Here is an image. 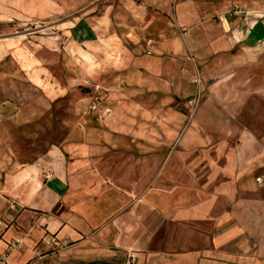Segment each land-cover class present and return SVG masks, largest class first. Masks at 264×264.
<instances>
[{"label":"crops","instance_id":"1","mask_svg":"<svg viewBox=\"0 0 264 264\" xmlns=\"http://www.w3.org/2000/svg\"><path fill=\"white\" fill-rule=\"evenodd\" d=\"M75 2L45 0L43 17L76 9L77 16L58 24L71 48L82 40L90 58L131 68L134 97L111 92L119 101L111 103L110 121L92 129L99 137L53 145L25 163L9 153L0 156V216L7 222L0 230V264H29L39 255L40 264H127L130 256L133 264H264V124L260 134L233 107H202L191 119L188 110L176 107L192 86L187 80L192 66L183 68V43L168 25L173 0H120L133 8L124 12L132 21L124 35L108 13L92 14L99 4L80 13L81 3ZM198 2L206 4L204 11ZM23 4L0 0V23L37 16ZM227 4H235L234 15L241 14L242 21L228 20ZM214 13L221 17L220 37L212 41L202 33L212 53L241 40V46L264 45V0L177 5L182 25ZM129 35L130 47L115 40L127 41ZM149 35H155L152 44L144 40ZM57 37L41 39L42 50L62 51ZM10 56L0 55V97L2 84L9 94L17 82L36 83ZM11 100L4 114L14 118L23 109ZM208 130L216 132L212 140ZM45 236L72 243L53 250ZM18 238L24 246L10 250V241Z\"/></svg>","mask_w":264,"mask_h":264},{"label":"rangeland","instance_id":"2","mask_svg":"<svg viewBox=\"0 0 264 264\" xmlns=\"http://www.w3.org/2000/svg\"><path fill=\"white\" fill-rule=\"evenodd\" d=\"M20 1L28 6L31 14L37 16L22 21L13 19L8 23H0V55L4 57L9 54L15 58L37 84L19 79L26 83L17 82L11 85L10 88L14 87L13 93L9 94H6L9 86L2 84L0 156L9 153L19 163H25L36 160L53 145H66L77 140L99 137L92 129L110 121L113 113L111 103L119 101L114 99L111 92H127L134 97L135 85L134 80L130 79L133 75L131 68H121L115 65L116 63L108 65L109 61L103 65L101 60L90 58L82 40H79L75 49L71 48V39L68 40L58 24L77 16L76 9L44 18L45 0ZM61 1L68 5L72 2L74 5L78 0ZM78 3H81L78 10L80 13L86 12L93 4H99L92 14L101 17L104 12L108 13L112 26L118 29L120 35L132 24V21L124 19V12L133 8L125 7L120 0H79ZM180 3L181 0H173L168 25L174 29L175 37L183 43L185 50L179 54L183 55L181 59L185 61L183 68H186V63L192 66V76L187 79L191 81L192 86L179 100L180 104H175L176 107L188 110L190 119L202 107H233L239 109V117L244 123H253L258 127V132L263 133L264 45L241 46L245 43L241 40L233 49L212 53L202 43L205 36H209L212 41L220 37L224 30L221 17L214 13L210 15L211 18L202 19V24L182 25L177 18V5ZM197 5L204 11L206 4L198 2ZM227 5L228 20L237 16L238 20L242 21L241 14L234 15L237 9L235 4L232 8L230 4ZM99 24L108 27L104 23ZM203 32L205 36L202 35ZM54 33L59 35L57 42L61 44L62 51H57L58 54L52 52V49L44 52V45L40 40L44 37L50 38ZM154 37L155 35H149L144 40L147 44H152L155 42ZM126 38L127 41L116 38L115 40L130 47V44L134 43V37L129 35ZM2 44L10 49L2 48ZM191 44L195 48L190 50ZM98 52L105 54V58L108 55L106 51ZM115 53L116 51L109 52L111 55ZM108 58L113 60L111 56ZM115 70L123 74H118ZM114 72L116 74L113 75ZM198 78L202 79L201 83L197 82ZM8 99H12V102L15 99L17 105L23 109L14 118L4 114L5 101ZM94 103H97L96 108H93ZM251 109L253 113L250 114ZM207 117L214 118L213 115ZM204 133L208 140H212L216 132L208 130Z\"/></svg>","mask_w":264,"mask_h":264},{"label":"built area","instance_id":"3","mask_svg":"<svg viewBox=\"0 0 264 264\" xmlns=\"http://www.w3.org/2000/svg\"><path fill=\"white\" fill-rule=\"evenodd\" d=\"M201 81H202V79L198 78L197 82L201 83ZM96 107H97V103H94L93 108H96ZM0 120H1V118H0ZM257 180L259 182L262 181V179L260 177L257 178ZM9 208L16 210L17 204L13 201H10ZM5 226H7V222L4 220L3 217L0 216V230L3 229ZM43 241L46 244L53 247V250L65 249V248L69 247L72 243L68 238L60 239L56 236H45L43 238ZM23 246H24V239L23 238L13 239L9 243V249L10 250H16V249L21 248ZM41 258H42L41 255H39L36 259L30 261L29 264H40L39 262H40ZM134 261H135L134 256H130V259H129L127 264H133Z\"/></svg>","mask_w":264,"mask_h":264}]
</instances>
